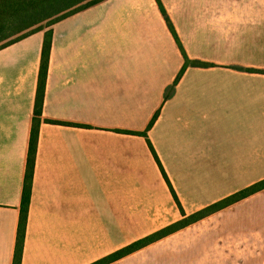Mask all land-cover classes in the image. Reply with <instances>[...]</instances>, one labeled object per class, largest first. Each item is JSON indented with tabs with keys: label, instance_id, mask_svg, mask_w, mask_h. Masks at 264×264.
<instances>
[{
	"label": "crops",
	"instance_id": "obj_1",
	"mask_svg": "<svg viewBox=\"0 0 264 264\" xmlns=\"http://www.w3.org/2000/svg\"><path fill=\"white\" fill-rule=\"evenodd\" d=\"M160 1L179 41L158 0H99L0 48V264L48 30L21 264H90L264 179V0ZM110 264H264V189Z\"/></svg>",
	"mask_w": 264,
	"mask_h": 264
},
{
	"label": "trees",
	"instance_id": "obj_2",
	"mask_svg": "<svg viewBox=\"0 0 264 264\" xmlns=\"http://www.w3.org/2000/svg\"><path fill=\"white\" fill-rule=\"evenodd\" d=\"M38 0H0V40H1V33L3 32L5 28V22H6V17L12 16V13L19 12L21 10V6L24 4L30 5L36 3ZM58 4H64L66 2H69L67 7L64 9L58 11L57 13L53 14L50 18L54 17L55 15H58L64 10L70 9L72 7H75L76 9L82 8L84 6H88L90 4H93L99 0H57ZM87 1V2H86ZM159 4L161 6V9L163 11V14L165 15V18L168 22V25L170 26L172 32L174 33L175 37L178 39V36L175 32V29L172 25V22L170 21V18L168 17L166 10L164 9L162 3L160 0ZM86 2L85 4H82ZM11 13V14H9ZM60 17V16H59ZM57 19V18H55ZM53 21V20H51ZM51 21L49 22L48 25L51 24ZM43 29V28H40ZM39 30V29H37ZM35 31V30H34ZM26 36V35H25ZM23 36V37H25ZM21 37V38H23ZM19 38V39H21ZM19 39H16L14 41H17ZM12 41V42H14ZM12 42H9L5 45H8ZM51 44H52V30H48L45 33V38H44V43H43V48H42V59H41V66H40V75H39V86H38V93H37V98H36V105H35V110H34V119H33V128H32V134H31V141H30V148H29V156H28V164H27V169H26V174H25V180H24V187H23V194H22V203H21V214H20V220H19V226H18V234H17V241H16V248H15V254H14V262L13 264H21L22 261V252H23V247H24V241H25V233H26V224H27V219H28V212H29V207H30V198H31V193H32V186H33V177H34V168H35V161H36V154H37V140H38V133H39V126H40V116L42 114V104H43V99H44V94H45V81H46V74L48 70V64H49V56H50V49H51ZM2 45L1 47L5 46ZM0 47V48H1ZM190 63V60L188 57H186V63L182 69V72L176 79L178 81L182 75V73L185 71L187 65ZM157 118V114L151 121L150 125L148 126V129L152 127L154 124L155 120ZM52 123H56V121H51ZM130 133L134 134H140L147 136L146 132H140V131H130ZM153 152L156 155V152L154 151L152 147ZM157 158V155H156ZM158 160V158H157ZM159 161V160H158ZM164 172V170H163ZM165 174V172H164ZM264 189V179L256 182L255 184L248 186L231 196L225 198L222 201L216 202L210 206L205 207L204 209L189 215L185 217L184 219L167 226L163 229L157 230L143 238H140L133 243L115 251L114 253H111L103 258H100L90 264H110L144 246L149 245L150 243H153L157 241L158 239L192 223L195 222L223 207H226L240 199H243L255 192H258L260 190ZM179 206L181 207V211L183 215H186L185 211L183 210L180 202H178Z\"/></svg>",
	"mask_w": 264,
	"mask_h": 264
},
{
	"label": "rangeland",
	"instance_id": "obj_3",
	"mask_svg": "<svg viewBox=\"0 0 264 264\" xmlns=\"http://www.w3.org/2000/svg\"><path fill=\"white\" fill-rule=\"evenodd\" d=\"M86 2L82 4H85ZM69 4L71 3L66 2L63 5L58 4L57 0H38L34 4H24L20 7L21 10L19 12L12 13V16L6 17L5 28L1 33L0 47L19 39L34 30L47 27L50 22V17L67 7ZM136 240L129 242L130 240L120 239L119 248L115 251L133 243Z\"/></svg>",
	"mask_w": 264,
	"mask_h": 264
}]
</instances>
